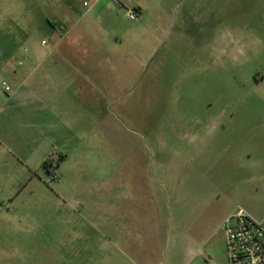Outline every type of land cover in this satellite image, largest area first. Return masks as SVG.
Segmentation results:
<instances>
[{
	"label": "rangeland",
	"instance_id": "obj_1",
	"mask_svg": "<svg viewBox=\"0 0 264 264\" xmlns=\"http://www.w3.org/2000/svg\"><path fill=\"white\" fill-rule=\"evenodd\" d=\"M71 1L108 83L49 111L55 0H0V264H227L224 216L264 226V0Z\"/></svg>",
	"mask_w": 264,
	"mask_h": 264
},
{
	"label": "crops",
	"instance_id": "obj_2",
	"mask_svg": "<svg viewBox=\"0 0 264 264\" xmlns=\"http://www.w3.org/2000/svg\"><path fill=\"white\" fill-rule=\"evenodd\" d=\"M113 5V0H95L87 9V13L94 15L101 9L112 8ZM136 7L141 10L139 6ZM75 15L73 1L55 0V3L50 6V11L42 14L40 18L46 39L45 43H42L44 45L43 49H32L26 56L27 63L23 68L24 71L30 70L31 73L36 68H41L43 75L41 83L46 89L45 99L50 104L47 108L49 111H61L60 105L73 97V95L63 91L64 88H77L80 90L79 94L82 95V98L84 94L87 100H93L97 97L96 88L99 78H102L103 83H108L106 77L100 75L99 64V55L108 52L104 48L100 49L98 44L93 43V35L86 28L81 31L82 26L74 35L70 34V31L73 28L76 29V25L81 22L82 17L76 18ZM90 21L91 18L87 23H92ZM136 68L140 69L139 66ZM21 83L18 81V84ZM208 240L205 239L203 243L208 242ZM194 254H197V252H193L191 256Z\"/></svg>",
	"mask_w": 264,
	"mask_h": 264
},
{
	"label": "built area",
	"instance_id": "obj_3",
	"mask_svg": "<svg viewBox=\"0 0 264 264\" xmlns=\"http://www.w3.org/2000/svg\"><path fill=\"white\" fill-rule=\"evenodd\" d=\"M95 0H82L83 6H91ZM126 15L131 20L141 17L138 8H128ZM44 42V41H42ZM1 88L8 90L5 81ZM55 176V173H54ZM224 233L227 264H264V226L244 208L237 207L220 223ZM197 253L202 254L201 249Z\"/></svg>",
	"mask_w": 264,
	"mask_h": 264
},
{
	"label": "trees",
	"instance_id": "obj_4",
	"mask_svg": "<svg viewBox=\"0 0 264 264\" xmlns=\"http://www.w3.org/2000/svg\"><path fill=\"white\" fill-rule=\"evenodd\" d=\"M42 165L44 166V167H46L49 171H51L50 170V168H48L49 166V160L48 159H45V160H43V162H42ZM52 172V171H51Z\"/></svg>",
	"mask_w": 264,
	"mask_h": 264
}]
</instances>
